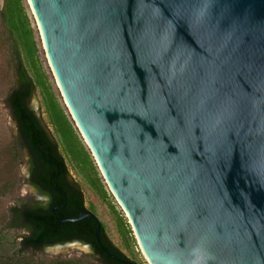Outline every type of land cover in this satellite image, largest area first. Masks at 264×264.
Masks as SVG:
<instances>
[{
  "label": "water",
  "instance_id": "water-1",
  "mask_svg": "<svg viewBox=\"0 0 264 264\" xmlns=\"http://www.w3.org/2000/svg\"><path fill=\"white\" fill-rule=\"evenodd\" d=\"M28 2L148 264H264V0Z\"/></svg>",
  "mask_w": 264,
  "mask_h": 264
},
{
  "label": "trees",
  "instance_id": "trees-1",
  "mask_svg": "<svg viewBox=\"0 0 264 264\" xmlns=\"http://www.w3.org/2000/svg\"><path fill=\"white\" fill-rule=\"evenodd\" d=\"M37 33L26 0H4L0 10V46L10 55L16 78V85L8 95L11 113L18 125V134L12 144L13 155L17 157V153L22 155L23 150H28L32 183L41 188L57 186L58 191L62 189L66 193L51 196L52 205L63 206L56 211H52V208L49 210L37 207L26 208L23 198L19 203L11 206L10 216L2 229H18L25 233L20 241L21 247L15 252L0 251V264H125L114 260L104 252L97 241L96 222L92 216L78 221L64 220L77 216L88 207L80 185L70 178L68 165L58 144L53 140L47 126L43 124L42 118L30 107L31 96L37 89L40 90L50 123L59 134L67 151L79 164L91 165L95 178L90 179V183L107 201L119 232L124 237L135 239L127 218L111 202L90 152L81 142L73 121L66 113L43 70ZM22 212L24 215L27 214V219ZM101 224L100 237L104 245L117 255L141 264L120 249L109 237L105 225L102 222ZM75 239L89 243L94 254L48 258L27 251L29 247L41 249L46 245Z\"/></svg>",
  "mask_w": 264,
  "mask_h": 264
},
{
  "label": "rangeland",
  "instance_id": "rangeland-1",
  "mask_svg": "<svg viewBox=\"0 0 264 264\" xmlns=\"http://www.w3.org/2000/svg\"><path fill=\"white\" fill-rule=\"evenodd\" d=\"M26 2L33 17V22L36 26V30L38 31L37 39L40 48L41 65L49 82L52 84L56 94L60 98V101L62 102L66 113L69 115L65 103L56 86L54 74L44 50L38 22L36 21L28 0H26ZM3 3L4 0H0V10L3 6ZM10 58V55L5 51V49L0 46V240L2 239V243H0V251L13 253L19 247H21L20 241L25 232L18 229L3 230L2 228L4 227L5 222L10 216L11 206L19 203L24 194H27L28 191L30 192L33 187L30 186L27 181L30 167V156L28 150H23L22 155H19V153H17V157H14L12 150V144L14 143L15 137L18 134V126L11 113L8 101V95L16 85L14 65ZM29 104L42 118L43 124L47 126V129L49 130L53 140L58 144L59 150L64 156L65 161L68 165L70 178L80 185L84 193L86 206L90 210L94 211L100 221L105 225L109 237L130 258L137 260L141 264H148V262L144 258L143 251L136 238L133 239L132 237H124L121 235L118 230L115 217L111 212L107 201H105L91 185L90 179L95 178L91 165L87 164V166H85L79 164V162L73 159L69 151H67V149L65 148L62 139L55 131L53 125L50 123L39 89H37L33 93ZM73 125L75 126L74 123ZM76 131L81 142L84 144L85 148L90 152L92 156L94 165L96 166V170L98 171V176L104 186V189L108 193L111 202L115 205L116 209L127 218V221L129 222L126 212L117 201L107 184L104 182V177L89 147L87 146L77 128ZM27 251L37 256H44L48 258H69L80 256L83 254H94V250L91 246H87L77 242L67 244L66 246L56 245L53 247H45L41 249L29 247L27 248Z\"/></svg>",
  "mask_w": 264,
  "mask_h": 264
},
{
  "label": "flooded vegetation",
  "instance_id": "flooded-vegetation-1",
  "mask_svg": "<svg viewBox=\"0 0 264 264\" xmlns=\"http://www.w3.org/2000/svg\"><path fill=\"white\" fill-rule=\"evenodd\" d=\"M27 181L30 184V186L33 187V189L30 192L28 191V193L24 194V196H23V199L26 202V208L37 207L38 209L47 208V210L52 208V211H56V210H59L63 207L60 205H52L51 204V196L56 195L57 193L65 194L66 192L64 190L59 189V191H58L57 186L56 187L50 186L47 188L46 187L41 188V187L36 186L34 183H32V181H31V162H30L29 176H28ZM87 210H90V209L87 208ZM22 214L24 215V212H22ZM26 215H24L25 219H27ZM27 233H29V231ZM46 246H48V245H46ZM46 246H43V248H45Z\"/></svg>",
  "mask_w": 264,
  "mask_h": 264
}]
</instances>
